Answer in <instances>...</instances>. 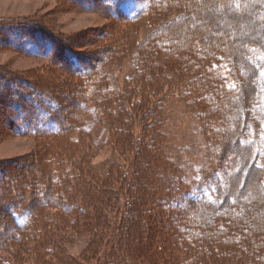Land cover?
<instances>
[{"label":"trees","instance_id":"obj_1","mask_svg":"<svg viewBox=\"0 0 264 264\" xmlns=\"http://www.w3.org/2000/svg\"><path fill=\"white\" fill-rule=\"evenodd\" d=\"M148 1L145 8L133 10L127 1L119 4L118 0H94L102 7L100 12L126 28L125 35L114 43L111 42L113 47L130 43L127 48H122L125 53L122 49L115 48L112 55L115 63L125 60L129 53L133 55L131 59L135 58L131 66L134 76L127 82L128 87L133 83L134 90L130 91V95L126 91L124 96L127 97L120 98L118 103L114 104L117 101L113 98L114 91L105 82L108 77L103 75L105 69L101 70L108 66L104 63L113 59L103 61L99 57L96 60L100 64H96L94 56H91L90 62L77 58L75 61L71 53L68 60L72 66H77L76 71L71 69V72L83 78L84 82L86 79L90 80L88 84L85 83L86 88H80L81 91L69 86L60 87L64 99L71 97L80 102L75 108L77 112L74 120L63 116L68 108L66 104L50 106L43 100L32 101L30 94L27 96L19 91L10 94L8 91L6 95L4 90L0 91L1 119L15 135L63 137L65 139L58 140L71 152L78 141H72L74 144L68 141L70 132L76 127L92 123L96 110L101 108L110 125H120L118 128L121 133L114 139L115 146L134 151L133 156L125 158V162L112 163L102 176V179L105 177L110 183L114 179L119 187L113 184L101 187V177L90 166L88 169L74 166L77 174L72 172L75 168L63 169L67 165L62 168L59 160L48 159L52 156L49 152L41 154L38 163L41 165L38 169L41 178L25 180L36 191L39 185H47L51 191L47 198L38 201L36 195L21 190L19 196H16L12 193L13 184L7 182L0 185V210L5 211L3 215L0 213L3 228L0 229V249H4L6 243V239L1 240L3 231L11 229L10 244L12 247L18 244L14 250L17 263L42 264L47 256H55L67 264L73 262L62 252L61 242L67 240L66 236L60 237H63L61 242L57 240L62 235L59 233L67 230L68 234H87L91 237L90 251L84 257L94 258L99 264H264V216L260 217L257 212L251 216L254 210L257 211L258 203L264 204V37L261 40L255 30L251 29L248 35L241 34L251 40L239 45L229 44L223 49L217 42H212L211 34L206 30L216 22L210 13L216 8L215 0H199L209 11L195 6L198 0ZM233 1H236L237 10H243L240 13L243 20L249 19L248 12L264 7V0ZM80 3L86 9L99 10L86 7L84 1ZM182 3H186L185 9L178 7ZM242 3L246 5L242 7ZM171 5L177 7L171 8ZM235 7L223 8L225 17L230 21L238 18L233 16ZM187 8L194 9L195 17L188 16ZM195 14L200 16V20ZM140 26H144V32ZM154 27H160V37L147 35ZM34 31L38 30L33 29ZM141 33L143 37L139 41ZM194 33L197 37L192 40ZM21 34L18 33V36ZM44 40L52 43L49 38ZM37 42L33 36L28 41V46H36ZM134 48L137 50L134 51ZM175 57L178 62L173 65ZM222 59H226L230 65L234 76L232 83H227L226 76L220 71ZM76 62L80 64L77 65ZM191 67L192 73L184 74L183 70L188 71ZM165 85H169L170 91H174L171 87L173 85L177 95L185 96L184 100L189 102L188 106L196 109L200 120L220 119L219 125L222 127L218 131L210 129L211 137H218L220 140L208 148L198 179L190 181L188 187L176 192L174 199L168 197L169 201L165 200V185L159 177L160 171L167 166L163 149L165 132L161 127ZM210 91L215 99L219 95L225 97L226 111L223 106L214 107L208 95ZM235 94L243 99L242 105H234L238 101L234 99ZM4 96H9L15 109L6 108L7 100ZM129 98L140 99L133 104L138 109L143 133L136 143L133 130L135 123L125 122V118L118 114L119 110L122 115L128 113L126 104L130 103ZM231 100L233 103L230 105ZM241 107L243 111L246 110L245 114L241 115ZM39 108L44 111L43 120L36 115ZM232 111L237 116L233 117V126L228 124L226 130L223 124L228 123L231 118L224 119L223 116H232ZM234 121H237L238 126ZM123 125L127 126L121 127ZM129 125L134 126L128 127ZM233 131L238 132L234 135L235 141L248 147L245 152H239L244 159V168L240 173L233 172L235 162L223 159L221 153H218L225 146L224 135L232 134ZM245 134H249L248 137ZM64 156L71 158L67 154ZM47 161L57 164L60 171H51L44 164ZM30 165L34 167L33 163ZM6 171L0 164V179L5 177ZM71 175L73 179H70ZM248 176H252L249 184L252 203H255L256 208L246 210L247 194L236 196L233 190L238 191L243 187ZM209 185L212 187L209 195L200 193ZM56 186L59 187V194L55 196ZM194 189L196 190L192 191ZM172 201L182 204L177 207ZM50 207L57 209L60 219L56 216L54 218H58L59 224L51 221L53 214L47 209ZM125 207L127 208L124 209ZM234 207H242L243 213H238ZM179 211L188 213L185 216ZM177 216L181 218L178 224L175 223ZM200 221L204 223L203 227ZM245 225L248 226L246 231ZM101 258L104 259L103 263Z\"/></svg>","mask_w":264,"mask_h":264},{"label":"rangeland","instance_id":"obj_2","mask_svg":"<svg viewBox=\"0 0 264 264\" xmlns=\"http://www.w3.org/2000/svg\"><path fill=\"white\" fill-rule=\"evenodd\" d=\"M81 1H84V3L87 4L86 7H93L94 9L99 10L94 11L93 9H86L84 4L80 3ZM126 1L133 10L143 9L149 3L148 0H118V3L123 4ZM215 1L216 8L210 13L215 17L216 22L211 24L210 27L208 26L206 29L211 34L212 42H217L223 49L229 44L239 45V43H245L246 40H251V38L248 36H241V34L248 35V32H250L251 29H254L256 35L261 37V40H263L264 7L258 10L256 9L255 11H252V13L248 12L249 19L243 20L241 19L240 14L243 13V10L236 9V1ZM95 2L94 0L93 2L92 0H0V91L3 92L4 90L6 95L8 94L6 93L8 91L10 94L14 91H19L21 94L27 96L30 94L29 97L32 99V101H35L36 99L43 100L50 106H56V104L59 105V103L62 105L66 104L68 108L63 116L65 115L68 117V119L74 120V114L77 112V109L75 108L76 106L80 105V102H76L75 99H72L71 97L68 100L64 99L65 97L60 92V87L64 88L69 86L73 89H78L81 91L80 88L84 87L85 83L88 84L90 80L87 81L86 79L84 82L83 78L77 77L75 73L71 72L73 70L76 71L77 66L74 64V62V66H72V63H70L68 60L69 55L72 54L75 61L77 58L80 61L84 59V61L88 62L92 60L91 56H94V62L96 64H100L96 60L97 58L102 57L103 61L109 60L112 58L116 47L118 50L119 48L125 49V47L127 48V46L130 44L122 43L119 44V46H111L112 41L114 43V41L120 38V36L126 34L124 33L126 28L121 26L118 21H114L106 17L104 13L100 12L102 7L100 5L98 6V3ZM249 2H252V0H249ZM184 4L182 3V5L178 7L185 9L186 5ZM245 5V3L241 4L242 7ZM195 6H198L200 9L202 8L205 11H209L207 7H205L203 4L201 5L199 0ZM172 7L176 8L177 6L171 5V8ZM229 7H235V15L233 16L238 17L235 19L236 21H230L225 17L226 15L224 13V9H228ZM187 12L189 14L188 16H194V9L187 8ZM245 13L247 14V10ZM195 15L197 19L200 20V16L197 14ZM180 26L183 25L181 24ZM140 27L142 29L141 31L144 32V26ZM33 29L38 31L33 32ZM159 29L160 27H154L152 30H149L147 35H155L160 37ZM39 31L40 33L38 34ZM18 33H22L24 35L21 34V36H18ZM142 34L143 33H141V35L138 37L139 41H141L143 37ZM33 36L38 41L37 45L28 46V41H30ZM196 37L197 36L194 33L192 40L196 39ZM44 38H49L52 43L46 42ZM142 43L144 44L145 42ZM161 44L164 45L165 43ZM167 45L169 48H171L169 43H167ZM137 48H134L133 50L136 51ZM124 51L125 50L122 49V52ZM66 54L68 55L65 59L64 57ZM131 56L133 55H130L129 53L125 60L117 63H115L114 59L112 58L113 61L104 63L108 64V66L101 69H105L103 75L108 76L105 79V82L107 85L111 86L110 90L114 91L113 98L117 99L114 104L118 103L120 98L124 99L127 97L124 96L126 91L129 92L130 95V91L134 90L133 83H131L129 87L127 86V82H129L134 76L133 68L131 66L133 65V60L135 58L131 59ZM59 61H62L63 63H60ZM77 62L76 64L79 65L80 62ZM175 62H178L176 57L173 63ZM220 62L222 63L220 71H222L223 75L226 76L227 83H232L234 76L230 71V65L228 64V61L226 59H222ZM176 63L173 65H176ZM101 70L99 72L102 73ZM192 71V67L188 71L183 70L184 74H191ZM168 86L169 85H165L163 87V96H165L162 100V110L164 117L162 121L163 124L161 126L165 132V143H163V149L165 156L164 159L167 162V166H165L159 174V177L162 180L161 182H164L165 185L166 190L164 193L166 201H169V198L174 199L176 192L181 190L183 187H188L190 181H196L198 179L200 169L206 159V155L208 154V148L212 144L216 145V142L218 143V140H220L218 137L217 139H213V137H211L210 129H215L216 131L222 130V127L219 125V122L221 121L220 119L217 121L209 119L200 120L196 109H194L193 106H188L189 102L186 101V99L184 100L185 96L181 95L180 97V95L176 94L177 92L173 85L171 87L175 92L170 91V87ZM138 89L140 90L141 88ZM176 89H178L177 85ZM208 95L210 102H213L214 107L221 108V106H223L224 110L226 111L227 103L224 99L225 97L222 98L223 95H219V97L217 96L218 99H215L216 97L211 91L208 93ZM238 96L239 95L237 94L234 95V99L238 100L236 103H234V105L236 104L240 106L243 104V99H241V97L239 98ZM7 97H3L5 100H7L6 108L15 109V104L11 101V99H9V96ZM138 98L137 100L134 98H129L128 101L130 103L127 102L126 104V110L128 112L126 115H122L120 110L119 113L117 112L122 116L123 119L125 118V122L129 121L131 123H135V126H128H134L133 130L136 137L134 143L139 141L143 135L141 131L142 122L140 119H138V109L133 105L140 100ZM229 103L231 105L233 101L231 100ZM241 108V115L245 114L246 110L243 111V107ZM67 111L69 112L67 113ZM43 112L44 111L40 109L36 114L41 117L42 120L44 117ZM231 115L232 116L230 117L227 114L223 116L224 119L231 118L228 119V123L226 122L223 124V126L226 127V130L228 124L229 126H233V117L237 116V114H234L233 111L231 112ZM92 119L94 121L89 125L76 127L70 132L69 136L67 137L69 138L68 141H78L76 146L74 145L76 149L73 147L72 150L70 149V152L69 148H67L66 145L64 146L58 140L65 139L63 137L15 135L10 131L3 119H1L0 113V164L7 169L5 177L0 179V185L2 186L3 183L6 184L9 182L11 185L13 184L14 189L12 193H15L16 196H19V191L21 190L25 193L29 192L33 195H36L37 200L42 201L47 198V194L51 193L49 187L47 185H44L43 187L42 185H39L38 191H36V189L32 190L31 186H29L25 180L27 179V181H29L32 177H34V180L39 177L41 178V172L39 173L38 170L41 165H38V163L42 157L41 154L44 152H49V154L52 155L49 156L48 159L54 158L56 161L59 160L62 168L67 165L63 169H73L75 167L88 169L87 167L90 166L91 169L97 172L98 177H101L100 179H102V176L106 174V170L110 168L112 163H123L125 162V158L127 156H133L134 151L132 149L122 150L118 146H115L114 139H116V137H118V135L121 133V130L118 128V126H120L119 124L117 126L110 125L107 121V117L103 115L101 108L96 110L95 117ZM45 120L46 119L44 118V121ZM235 125L238 126L237 121L235 122ZM126 126L127 125H123L121 127ZM233 132H231L232 134L226 133L224 135L226 138L224 141L225 146L222 148V150L219 149L218 153H221L223 159H230V161L235 162L233 172L240 173L244 168V159L240 156L239 152L241 150L242 152H245L248 147L244 146V144H242L240 141H235L234 135L238 132ZM248 135L249 134H245V137H248ZM137 145H139V142ZM69 152L70 154H68ZM64 154L70 155L71 158H67V156H64ZM32 163L34 167L30 165ZM44 164L46 166L48 165V168L51 171L52 169L54 171L59 170L58 165L54 164L53 162L51 163L47 161ZM225 165H227V161ZM250 168L251 167H249V169ZM72 172L77 174L76 168ZM260 174L263 176L262 172ZM70 179H73L72 175ZM250 179H252V176L247 177L244 186L238 189V191L233 190L235 193L234 195L236 196L239 194H247V202L245 206L246 210H249L251 207L256 208L255 203H252L253 197L249 184ZM112 180L110 183V181L106 180L104 177L101 181L99 180L100 186L105 187L109 184H113L118 187L120 186L118 185L117 181H114V179ZM45 182L48 184L47 181ZM75 182L76 179L74 178L73 183ZM94 182L97 181L95 180ZM55 183L56 182H54V184ZM211 188L212 187L210 185L208 187L205 186L204 190L200 193L209 195ZM55 189L56 190H53L54 195L56 196V194H59V187L56 186ZM195 190L196 189L192 191ZM165 200L163 202L166 203ZM96 202H99V200ZM173 204H177V207H179L182 202H173ZM257 206V211L254 210V212H250L251 216L253 217L255 212H257V215H260V217L264 216V204L261 205V203H258ZM126 208L127 207L124 209ZM234 208H236L234 210H237L238 213H243L242 207V209L239 207ZM47 209L53 214L51 221H54V224H59V214L57 216L56 213L57 209L51 207ZM4 212L5 211L0 210L1 215H3ZM179 213L185 214V211H179ZM55 216L58 218L55 219ZM180 219V216H177L175 223L178 224ZM203 224L204 223H202V227ZM262 226V230H264V222ZM244 227V230L246 231L248 226L245 225ZM0 229L3 230L2 224H0ZM68 233L69 232H67V230L61 231L59 234L62 235H59L57 239L58 242H61V239L63 238H60L61 236L65 235L67 238V240H63L61 243L63 247V255L73 260V262L68 263L99 264V262L94 258L84 257L85 254L90 251L89 245L91 244V237L87 234L77 235V233ZM11 234V229H6L2 233L1 240L6 239L4 249H0V259L2 260V264H20L19 262H16V252H14L15 248L18 247V244L14 243L15 245L13 247L11 246ZM54 245L55 243L53 246ZM21 252H23L22 256L25 258L26 255L23 249H21ZM54 257L47 256V260L42 264H67L59 261L57 257ZM100 261L103 263L104 259L101 258Z\"/></svg>","mask_w":264,"mask_h":264}]
</instances>
